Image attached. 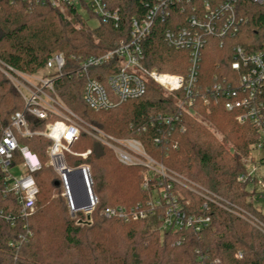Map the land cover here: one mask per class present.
<instances>
[{
	"label": "trees",
	"instance_id": "16d2710c",
	"mask_svg": "<svg viewBox=\"0 0 264 264\" xmlns=\"http://www.w3.org/2000/svg\"><path fill=\"white\" fill-rule=\"evenodd\" d=\"M156 1L103 0L111 14L117 12L116 23L97 17L84 0L77 5L65 4L64 10L47 0H0V67L34 75L54 54H63L66 66L62 77L55 81V90L80 119L107 136L139 141L147 154L168 171L187 178L228 208L264 225V209L252 201L257 193L250 192L249 182L238 180L245 175L241 159L258 141V130L251 123L239 124L236 117L240 111L228 112L226 98L215 91V85L224 80L236 85L238 75L231 68L234 47L241 46L252 54L264 44V5L242 0L238 17L246 22L239 33L224 39L207 37L198 77L199 96L192 108L201 122L179 108L177 100L183 98L182 91L167 95L154 83L148 84L143 97L108 112H94L82 99L84 80L75 73L79 62L128 41L132 19L144 17ZM193 4L202 7L201 0H193ZM81 11L91 20L97 19L98 25L88 27ZM169 11V16L156 20L142 44L143 65L148 70L184 76L189 68L188 52L170 48L164 33L186 26L191 9L187 7L181 13L175 4ZM76 24L82 29H77ZM112 65H118V61L96 71L110 74L107 70ZM23 109L22 97L0 70L1 127H9L11 116ZM164 118H171L172 123H164ZM204 122L216 129L223 140ZM30 126L33 130L40 127L31 119ZM23 143L42 164L41 170L34 173L39 188L37 208L28 219L20 215L13 193L5 192L7 174L0 165V264H216L215 260L220 261L217 264H264L262 231L215 203H208L204 209L201 197L180 186L176 190L183 196L179 199L183 209L189 215L211 218L201 233L192 229L162 231L163 208L141 221L105 219L101 212L107 207L130 209L147 200L138 177L142 168L121 164L111 149L86 133L80 134L71 149L76 153L91 150V155L87 160L66 156V161L69 165L86 162L91 166L99 206L91 226L76 225L65 201L53 198L59 187L57 175L47 165L50 141L35 136ZM21 162L22 157L16 153L12 167ZM6 216L12 219L7 221ZM120 228L127 231V240L115 237ZM238 251L243 253L242 259L235 258Z\"/></svg>",
	"mask_w": 264,
	"mask_h": 264
},
{
	"label": "built area",
	"instance_id": "2783aa9c",
	"mask_svg": "<svg viewBox=\"0 0 264 264\" xmlns=\"http://www.w3.org/2000/svg\"><path fill=\"white\" fill-rule=\"evenodd\" d=\"M53 7L64 10V5H77L79 0H47ZM90 10L105 21L111 19L118 23L117 12L111 14L103 0H84ZM201 9L193 4V0H157L141 19L133 18L130 27V39L121 41L116 47L101 56H91L81 60L76 74L84 80L82 99L94 112H108L122 103L139 99L147 92L148 84L154 83L165 92L171 94L182 91L183 98L177 100L180 109L191 115L195 114L193 105L199 96L198 77L202 58V50L208 36L224 39L234 37L240 31L241 24L246 21L238 17L239 3L242 0H201ZM256 5H264V0H246ZM177 4L184 13L190 7V15L186 18V26L164 33L166 44L178 51H187L189 68L186 75L160 73L148 70L144 65L142 44L150 35L153 25L159 17L169 16L170 5ZM223 45V43H222ZM234 61L232 70L237 73L236 85L226 80L215 85V91L226 98L225 109L228 112L240 111L236 117L239 124L251 123L258 130V141L252 146L253 151L260 152L261 164L264 165V44L252 53H246L241 46L233 48ZM118 61L107 72L96 71L105 65ZM66 60L61 53L54 54L39 73L27 75L11 68L2 69L12 81L24 101L23 111L14 113L10 118V126L3 129L0 125V165L7 174L5 192L13 193L19 205L20 215L28 219L36 211L39 188L34 173L42 168L38 156L28 145L23 143L35 136L50 141L46 149L47 165L57 175L60 194L65 201L70 216L76 225L90 226L94 213L99 206V198L95 192V182L91 166L86 162L69 165L66 154L87 160L91 150L83 153L72 151V145L78 141L81 133H86L111 149L118 161L128 167H141L139 173L141 191L147 200L135 208L122 206L107 207L101 215L105 219H116L124 223L146 220L163 208L162 231H182L192 229L201 233L208 228L211 218L203 215H189L181 206L179 199L183 196L177 192L180 186L201 197L204 209L208 203L236 214L264 233V225L259 221L246 218L236 210H232L214 197L207 190L195 185L187 178L168 171L162 164L153 160L142 144L135 139H116L107 136L99 129L88 125L80 119L60 98L55 90V81L62 77ZM102 78L104 79L102 81ZM205 103L208 100L203 96ZM161 118V117H160ZM30 119L39 124L32 129ZM163 122L171 124V118ZM22 157V162L12 167L15 154ZM264 167V166H263ZM12 168H20L21 173L15 175ZM257 166L252 172L242 175L238 180L246 183L249 177L254 178ZM264 200L261 194L257 197ZM264 209V204L261 205ZM6 216L5 220H11ZM236 259H242L243 253H235ZM214 263H220L215 260Z\"/></svg>",
	"mask_w": 264,
	"mask_h": 264
},
{
	"label": "rangeland",
	"instance_id": "374dc122",
	"mask_svg": "<svg viewBox=\"0 0 264 264\" xmlns=\"http://www.w3.org/2000/svg\"><path fill=\"white\" fill-rule=\"evenodd\" d=\"M81 14L83 16V20L85 21V23L87 24L88 27L90 28H94L98 25V21L97 19H92L90 17H88V14L84 11H81ZM76 28L77 29H82V26L80 24H76ZM159 87V86H158ZM15 88V86H14ZM16 89V88H15ZM17 91V90H16ZM164 91V90H163ZM165 92V91H164ZM18 93V91H17ZM19 94V93H18ZM165 94H169L167 92H165ZM68 106V105H67ZM194 118H196L198 121H202V119L195 113L193 114ZM204 125L208 126L211 128L212 132L216 135V137L222 141L223 140V136L218 132L216 131V129H214L210 124L208 123H205L204 122ZM117 139V138H116ZM120 140H123V139H120ZM227 147L234 153V149L231 148L232 146L227 144ZM252 149V147H251ZM113 152V151H112ZM113 154L115 155V153L113 152ZM66 156H71L69 154H66ZM73 157V156H72ZM262 157V154L260 152H256V151H253V150H250L248 156L246 157H243L241 160H242V164L244 165V168H245V174H248V171L249 172H252L253 168L255 167V165L257 166V170L256 172L253 174L254 178L252 177H249V187L248 189L250 190V192H255L257 193L255 195V197L250 198V200L252 199V201H255V205L257 207H261V205L264 204V200H257V197L258 195L260 196L261 194L264 196V165L261 164L260 162V159ZM76 158V157H75ZM115 158H116V155H115ZM118 160V159H117ZM11 172L15 175H19L21 173V169L20 168H12L11 169ZM140 173V172H139ZM138 177H139V174H138ZM140 179V178H139ZM60 189L56 192V194L53 196V198L55 199H63L61 197V194H60ZM69 217L70 219H73L70 214H69ZM76 224V223H75ZM91 226V225H90ZM125 228H120L119 231L116 232L115 234V237H117L118 240H127V237H126V233L127 231L124 230Z\"/></svg>",
	"mask_w": 264,
	"mask_h": 264
},
{
	"label": "water",
	"instance_id": "95a60500",
	"mask_svg": "<svg viewBox=\"0 0 264 264\" xmlns=\"http://www.w3.org/2000/svg\"><path fill=\"white\" fill-rule=\"evenodd\" d=\"M56 186H58V183L56 182Z\"/></svg>",
	"mask_w": 264,
	"mask_h": 264
}]
</instances>
